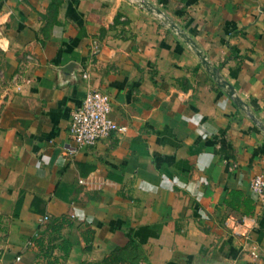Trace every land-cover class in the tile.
<instances>
[{"label": "crops", "instance_id": "crops-1", "mask_svg": "<svg viewBox=\"0 0 264 264\" xmlns=\"http://www.w3.org/2000/svg\"><path fill=\"white\" fill-rule=\"evenodd\" d=\"M143 1L0 0V264H264V0ZM87 88L114 128L78 148Z\"/></svg>", "mask_w": 264, "mask_h": 264}, {"label": "built area", "instance_id": "built-area-1", "mask_svg": "<svg viewBox=\"0 0 264 264\" xmlns=\"http://www.w3.org/2000/svg\"><path fill=\"white\" fill-rule=\"evenodd\" d=\"M109 114V96L95 88H87L69 116L68 135L72 143L78 148L89 147L106 137L114 128ZM250 189L260 194L264 189V179L259 175L254 176ZM45 219L46 216H43L40 221ZM221 223L231 235L242 238H247L249 232L257 226L256 217L252 215H228ZM250 253L255 255L253 250Z\"/></svg>", "mask_w": 264, "mask_h": 264}, {"label": "trees", "instance_id": "trees-1", "mask_svg": "<svg viewBox=\"0 0 264 264\" xmlns=\"http://www.w3.org/2000/svg\"><path fill=\"white\" fill-rule=\"evenodd\" d=\"M225 202L229 205L227 200ZM233 209H234V207H233ZM61 219L63 220L64 218L61 217L60 221H56L55 224L50 226V228H49L50 232L46 233L44 231H41V232H39L38 236H36L33 239V243L38 249L37 254H36L37 257H44V258L46 257L47 259H49L48 257H50V253H51L53 248H58L60 251H62V253H64V255L67 253L69 243L66 242L58 234V231L61 227V221H62ZM115 254L116 253L110 254L106 259L105 258L103 259V262H107L108 258H113V257L116 258L117 255H115ZM52 262L54 264H57V258L56 257L52 258ZM52 262L50 260H47L46 264H50Z\"/></svg>", "mask_w": 264, "mask_h": 264}, {"label": "water", "instance_id": "water-1", "mask_svg": "<svg viewBox=\"0 0 264 264\" xmlns=\"http://www.w3.org/2000/svg\"><path fill=\"white\" fill-rule=\"evenodd\" d=\"M139 4L148 9L147 3L145 1L139 0ZM156 11H158V10H156ZM169 25L171 27H173L172 24H169ZM176 32L178 33V35L180 37L184 38L185 40H187L189 42V39L180 30H177ZM195 53L199 57L201 63L204 65L205 69L209 72L210 76L215 80L216 84L222 88H225L227 94L232 97L233 101L238 106H240L241 102L239 101V99L237 97L233 96V89H232L231 85L226 83L224 80L220 79L216 69L209 65V63L205 60L204 56L199 51L195 50Z\"/></svg>", "mask_w": 264, "mask_h": 264}]
</instances>
